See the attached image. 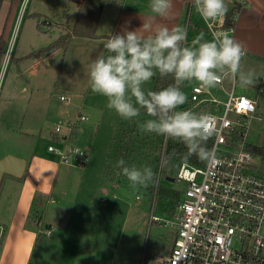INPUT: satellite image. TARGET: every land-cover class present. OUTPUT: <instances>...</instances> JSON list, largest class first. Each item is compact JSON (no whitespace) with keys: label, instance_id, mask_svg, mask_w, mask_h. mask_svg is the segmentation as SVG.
I'll return each mask as SVG.
<instances>
[{"label":"rangeland","instance_id":"rangeland-1","mask_svg":"<svg viewBox=\"0 0 264 264\" xmlns=\"http://www.w3.org/2000/svg\"><path fill=\"white\" fill-rule=\"evenodd\" d=\"M93 1L96 0H87L88 3ZM226 4L228 9L233 7L232 3ZM91 8L80 17L78 2L23 0L14 29L8 38L9 57L6 63L4 57L0 69L2 97L3 87L11 83L16 71L14 58L18 57L19 52L26 50L33 40L46 45L50 43V35L55 40L62 32L76 31L66 50L60 48L49 57L47 85H51L52 90L44 94L52 102L48 128L53 130V134L57 124L66 125L68 122L58 115V109L67 105V102H60L61 92L66 89L72 99L76 98L75 102L83 104L82 111L88 119L81 121L79 128L75 129L72 143L86 151L88 161L85 166L77 168H72V164L63 165L52 196L54 203L48 204L45 211H42L43 218L54 229L47 236L45 233L49 228L46 224L41 225L30 264H140L145 250L169 251L175 237V228L165 222L174 218L177 204L183 198L184 182L167 180V175H174L176 164L173 160L165 156L164 166H161V162L158 165L157 160L160 157L162 159V156L160 150L156 153V143L152 139L149 144H144L142 151L136 148L137 155L130 152L128 165L140 168L147 165L152 169L158 166V192L152 193L149 190L151 182L147 187L133 189L126 177L119 179L116 175L119 171L117 162L121 158L119 144L114 142V136L119 124H128V120L108 109L106 99L92 93L89 87V65L99 55L101 43L86 40L78 33L84 32L89 37L93 33L98 19L95 9ZM48 19L60 21L56 23L60 27L48 26ZM22 83H25V79ZM193 83L189 82L186 89L189 90ZM151 86L152 80L144 85L146 90ZM213 91L221 100L228 98L221 86ZM257 92L256 112L250 119L247 140L253 146L264 147V92ZM219 109L223 110L221 103ZM78 111L75 110L76 113ZM230 116L235 117V114L230 113ZM48 137L44 136L39 143L46 153L50 152L48 145L55 142ZM140 151L142 159H132L140 157ZM67 169H71L70 174L66 172ZM162 187L167 188V193ZM64 192V200H61L60 196ZM153 214L160 218L159 222L150 223ZM4 241L5 232L0 240V257L4 252Z\"/></svg>","mask_w":264,"mask_h":264},{"label":"crops","instance_id":"crops-1","mask_svg":"<svg viewBox=\"0 0 264 264\" xmlns=\"http://www.w3.org/2000/svg\"><path fill=\"white\" fill-rule=\"evenodd\" d=\"M66 1L79 2L81 0ZM104 1L108 3H104L95 24L96 36L80 35L86 40L101 43L98 50L99 55L104 54L105 50L102 45L111 35L122 33L124 28L138 29L142 26L143 20L149 16V0ZM191 1L173 0L170 15L166 18H155L154 24L169 28L184 27L189 43L201 32L205 33L207 39H211V31L205 21L195 13ZM22 2L23 0H0V38L2 36L6 42V49H8V38L14 29ZM225 2L232 3L228 0ZM233 8L234 6L228 9V12H232ZM46 22L49 23L48 26L60 27L56 24L60 21L53 22L52 19H48ZM43 33H45L44 30ZM229 34L241 41L246 49V55L241 62L242 70L254 72L258 82L242 87L231 80L227 82L225 79L218 86L222 87L225 95H228L234 84L235 94H246L257 101L255 94L257 91L259 93L264 74V0H248V3L238 10L234 29ZM50 36L49 44L60 35L55 40L52 35ZM35 41L33 40L35 44L30 43L26 50L19 52L18 57L14 58L17 67L12 81L3 87L2 97L0 91V160L4 157H11L9 163L11 169L19 172V175L4 174L0 184V225L5 230L4 252L0 257V264H30L32 250L38 240L41 225L46 224V227L49 225V229L53 232V225L43 218L42 211H45L48 204L54 203L52 196L65 164L60 162L56 154L46 153L39 146L40 139L44 136H49V140L54 137L53 130L48 128V117L52 114V102L44 93L48 90L51 93L52 90V86L47 85L50 69L48 59L60 48L38 57L31 53L49 44L43 45ZM4 57L5 55H0V69ZM24 79L25 83H22ZM225 82L228 84L224 87ZM188 83L185 82L182 85V91L185 92L187 100L192 87L198 84L194 81L187 90ZM61 94L67 96L66 100H60V102H67V105L58 109V115L63 117L64 121L74 118L77 113H83V104L75 102L76 98L72 99L66 89ZM209 96L220 102L225 101L216 96L213 89L209 90ZM76 109L79 110L77 113ZM63 126L66 133L68 131L66 125ZM87 161L88 154L84 166ZM71 166L77 168V166ZM70 170L67 169L66 172L70 174ZM104 191L107 192V189ZM64 194L65 192L60 196L61 200H64ZM39 217L40 223L37 224L36 219Z\"/></svg>","mask_w":264,"mask_h":264},{"label":"built area","instance_id":"built-area-1","mask_svg":"<svg viewBox=\"0 0 264 264\" xmlns=\"http://www.w3.org/2000/svg\"><path fill=\"white\" fill-rule=\"evenodd\" d=\"M228 1L233 3L236 20L238 10L248 0ZM229 13L211 26L205 22L211 33L233 31L234 26H226ZM8 57L7 49L4 63ZM259 92H264V74ZM59 98L64 101L67 96L61 94ZM219 103L223 105L222 111ZM256 107L254 98L235 94L234 84L223 102L209 96V90L199 84L192 87L182 108L215 118L218 132L213 135L210 150L214 151V157L203 165L172 159L176 164L174 175L166 178L184 182L183 198L177 204L174 218L165 222L176 230L173 245L166 252L145 250L140 264H264V158L250 149L247 140ZM87 119V115L77 114L66 123V133L63 125L55 126V142L48 145V150L56 154L61 163L84 166L87 153L72 141L73 131ZM164 151L165 148L162 167L166 160ZM159 180L160 177L157 185ZM159 221L153 214L150 223ZM4 231L0 225V240ZM51 233L48 229L45 234Z\"/></svg>","mask_w":264,"mask_h":264},{"label":"clouds","instance_id":"clouds-1","mask_svg":"<svg viewBox=\"0 0 264 264\" xmlns=\"http://www.w3.org/2000/svg\"><path fill=\"white\" fill-rule=\"evenodd\" d=\"M193 9L205 22L222 21L228 6L225 0H192ZM173 9V0H149V16L140 28L111 35L103 43L104 54L97 55L88 69L91 92L106 99V107L124 120L146 114L140 124L145 133H153L183 143L189 156L202 160L214 157L205 147L206 141L218 132L214 117L182 108L187 96L185 82L195 81L201 88H216L230 79L242 87L258 82L254 72L242 70L246 49L227 31H216L207 39L204 32L188 42L184 27L154 24L157 17L166 18ZM157 74L171 77L174 83L160 90H146L144 85ZM117 167L133 189L147 187L154 181V172L145 165L128 166L124 159Z\"/></svg>","mask_w":264,"mask_h":264},{"label":"trees","instance_id":"trees-1","mask_svg":"<svg viewBox=\"0 0 264 264\" xmlns=\"http://www.w3.org/2000/svg\"><path fill=\"white\" fill-rule=\"evenodd\" d=\"M104 3H105L104 0H96V1H93L90 3H88L87 0L79 1L78 2L79 16L81 17L82 15H84L85 10L92 7L91 9L92 10L95 9L96 14H97L96 19H98L100 16L101 10L104 6ZM233 15H234L233 12H230L228 14L226 26H234L235 25V20L233 18ZM96 22H97V20L95 21V24H96ZM39 26H40V23H39ZM94 28H95V25H94ZM74 33H76V31H74ZM74 33L67 31L66 33L61 34L54 42H52L51 44H49L46 47H43L41 49H38V50L32 52L31 55H35V56L39 57L43 54L50 53L52 50H55L57 48H63L64 50H66L67 45L69 43V40ZM78 35H87V34H85L84 32H81V33L79 32ZM87 36H89V35H87ZM95 36H96V34H95V30H94L93 33L90 34V37H95ZM6 51H7L6 42L4 41L3 37L1 36V38H0V55L1 56L5 55ZM172 83H174V81L170 76L166 77V78H161L157 74V76L152 79V86L149 89L157 91V90H160L162 88L167 87L169 84H172ZM149 118L150 117H148L146 114H144L142 112V114L139 118H136L133 120H128V124H122V125L119 124L118 128L116 129L117 134L114 136V142H117L119 144L120 158L125 160L126 165H128V161L131 160L130 159V156H131L130 152L133 151L134 154L137 155L136 148L139 147L142 151L143 148L145 147L144 144L145 143L149 144V141L151 139L156 143V146H155L156 153L158 152V150H160L161 156H163V149L165 148V151H164L165 156H167L171 159L185 160V161L191 162V163L196 164V165H203L205 163L206 160H202L196 155L189 156L187 154L186 146L181 142L173 141L172 139L166 138V137L161 136V135L142 132L140 129V124L144 120L149 119ZM120 132H123V134ZM118 133H120V134H118ZM165 139H166V144H165ZM213 141H214V136H211L206 141L205 147L208 150H211ZM164 144H165V147H164ZM151 148L152 147L150 146V149ZM250 149H252L253 152L260 154L264 157V147L250 145ZM141 151H140V157L136 156L135 158H132V159H136V160L142 159V152ZM161 160H162L161 157L158 158V160H157L158 165L160 164ZM128 166H130V165H128ZM157 167L152 169L154 172V177H155L154 181L151 182V186L149 187V190L152 193L158 192L160 189V183L157 185V177H156V172L158 170ZM116 175L119 179L122 176L125 177L122 174L120 168H119L118 174H116ZM162 189L164 191H166V193H167V188L162 187ZM177 194H179V193L176 192V196H178ZM36 220H37V224H39L40 223V217ZM47 227L50 228L49 225H47Z\"/></svg>","mask_w":264,"mask_h":264},{"label":"water","instance_id":"water-1","mask_svg":"<svg viewBox=\"0 0 264 264\" xmlns=\"http://www.w3.org/2000/svg\"><path fill=\"white\" fill-rule=\"evenodd\" d=\"M10 160H11V157H4L0 160V184L3 179L4 174L6 173L13 174V175H19V172L11 169L10 164H9ZM167 180L174 181V178L167 177Z\"/></svg>","mask_w":264,"mask_h":264}]
</instances>
